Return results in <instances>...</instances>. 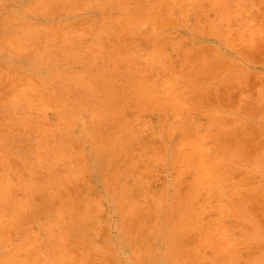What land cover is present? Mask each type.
<instances>
[{
    "label": "rangeland",
    "instance_id": "rangeland-1",
    "mask_svg": "<svg viewBox=\"0 0 264 264\" xmlns=\"http://www.w3.org/2000/svg\"><path fill=\"white\" fill-rule=\"evenodd\" d=\"M0 264H264V0H0Z\"/></svg>",
    "mask_w": 264,
    "mask_h": 264
},
{
    "label": "bare ground",
    "instance_id": "bare-ground-1",
    "mask_svg": "<svg viewBox=\"0 0 264 264\" xmlns=\"http://www.w3.org/2000/svg\"><path fill=\"white\" fill-rule=\"evenodd\" d=\"M61 240V239H60Z\"/></svg>",
    "mask_w": 264,
    "mask_h": 264
}]
</instances>
